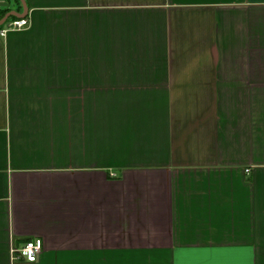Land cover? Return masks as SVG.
Masks as SVG:
<instances>
[{
    "label": "crops",
    "instance_id": "1",
    "mask_svg": "<svg viewBox=\"0 0 264 264\" xmlns=\"http://www.w3.org/2000/svg\"><path fill=\"white\" fill-rule=\"evenodd\" d=\"M24 4L0 35V264H264V0Z\"/></svg>",
    "mask_w": 264,
    "mask_h": 264
},
{
    "label": "built area",
    "instance_id": "2",
    "mask_svg": "<svg viewBox=\"0 0 264 264\" xmlns=\"http://www.w3.org/2000/svg\"><path fill=\"white\" fill-rule=\"evenodd\" d=\"M28 25L25 17L15 18L9 21L6 26L0 29V35L4 36L10 30H19ZM42 250V241L33 239L25 242L21 248L13 253L14 260H25L27 262H35Z\"/></svg>",
    "mask_w": 264,
    "mask_h": 264
},
{
    "label": "water",
    "instance_id": "3",
    "mask_svg": "<svg viewBox=\"0 0 264 264\" xmlns=\"http://www.w3.org/2000/svg\"><path fill=\"white\" fill-rule=\"evenodd\" d=\"M22 5H23V12L22 13H17L14 11L8 12L7 14H5L1 19H0V26L11 16L14 17H23L26 14V6L24 4V0H20Z\"/></svg>",
    "mask_w": 264,
    "mask_h": 264
},
{
    "label": "trees",
    "instance_id": "4",
    "mask_svg": "<svg viewBox=\"0 0 264 264\" xmlns=\"http://www.w3.org/2000/svg\"><path fill=\"white\" fill-rule=\"evenodd\" d=\"M14 1H15V3L17 4V8H20V6H19V1H20V0H14ZM7 3L10 4V3H11V0L7 1ZM9 4H7V6H4V7H1V6H0V19H1V18H2L7 12L13 10L10 6H8ZM9 19H10V20H11V19H15V17H14V16H11ZM9 19H8V20H9ZM8 20H6V22H7ZM6 22H4V23H6ZM3 25H4V24H2V25L0 26V28H2Z\"/></svg>",
    "mask_w": 264,
    "mask_h": 264
}]
</instances>
